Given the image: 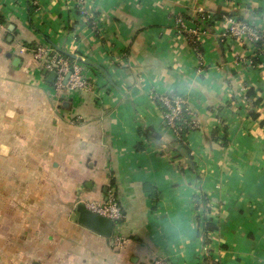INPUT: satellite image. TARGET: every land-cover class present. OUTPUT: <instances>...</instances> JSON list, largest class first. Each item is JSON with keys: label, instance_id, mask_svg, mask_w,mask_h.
<instances>
[{"label": "crops", "instance_id": "obj_1", "mask_svg": "<svg viewBox=\"0 0 264 264\" xmlns=\"http://www.w3.org/2000/svg\"><path fill=\"white\" fill-rule=\"evenodd\" d=\"M86 7L0 0V264H264V45L226 36L219 16L264 36V0ZM40 46L70 55L91 87L59 93ZM169 92L197 122L184 144L154 99ZM110 193L125 220L105 237L75 211ZM201 194L218 226L206 247Z\"/></svg>", "mask_w": 264, "mask_h": 264}, {"label": "built area", "instance_id": "obj_2", "mask_svg": "<svg viewBox=\"0 0 264 264\" xmlns=\"http://www.w3.org/2000/svg\"><path fill=\"white\" fill-rule=\"evenodd\" d=\"M76 7L81 15L84 17H88L89 10L86 7V0H74ZM227 23V33L226 36L234 37L240 41H247L248 43H257L260 38V32L254 29L249 23L239 20L235 17L226 16L225 17ZM178 31L184 32V28H186L185 20L182 17L177 18ZM4 28L2 24H0V31ZM185 33V32H184ZM195 36V35H192ZM24 50H26L24 48ZM35 57L38 60H45V66L48 71L57 72V78L54 83L56 90L61 93L64 89L78 90V89H89L91 87L90 81H88L83 73L82 66L80 65H72L66 58H64L59 53H51L50 57L47 56L50 54V51L40 46L35 51ZM71 70L72 74L67 84L64 83L67 73ZM160 99L164 102L165 105L168 106L169 112L166 113V119L168 120V126L172 129L173 133L176 136H180L182 131V127L177 125V122L182 119V106L186 102L183 96H176L174 100L169 98L166 95H162ZM197 127V122H192V128ZM85 207L92 212L108 217L112 219L115 223L123 220L125 218V213L120 205L116 195L114 193H110L109 198L106 202H98V201H85L83 203ZM127 239L118 234L114 240V243L117 247L122 248ZM150 264H168L163 258H158L154 260Z\"/></svg>", "mask_w": 264, "mask_h": 264}, {"label": "trees", "instance_id": "obj_3", "mask_svg": "<svg viewBox=\"0 0 264 264\" xmlns=\"http://www.w3.org/2000/svg\"><path fill=\"white\" fill-rule=\"evenodd\" d=\"M234 15H236V14L234 13V14H231L229 16L234 17ZM219 16H220L221 19L226 17V16H222L221 14ZM240 20H243V19H240ZM5 22H6V19L3 16L0 15V24L3 25V24H5ZM260 35H261L260 40L257 43H255V47H256V51L257 52L264 45V36L261 33H260ZM191 39L193 40V37H191ZM37 48L38 47L33 48L34 51ZM51 53H53V52H51ZM51 53L47 56V58L50 57ZM62 56L64 58H66L68 61H70V60L72 61V59H73L70 55H67V54H62ZM256 63H257V60L255 61V64ZM252 94H253L252 91H250L248 95H252ZM162 95H166L169 98H171L172 100H174L176 98V96H182V95H179V94H176V93H173V92H169V93H166V94H160V95L158 94V95H156L154 97L156 103L162 108L164 116H166V113L169 112V109H168V106L165 105L164 102L160 99V97ZM182 109H183L182 110V119L177 122V125L182 127V131H181L180 136H179V141L184 144L185 141H187L188 134H190L191 130L193 129L192 128V122L195 120V118L193 117V114L190 112L189 108L187 107L186 102L183 104ZM254 117H257V114H254ZM165 122L168 125V120L166 119V117H165ZM218 132H219V130L217 129L216 133H218ZM140 134L142 136H146L149 141H157L159 139V136L157 134H155L153 132L151 133V132H149V130L144 129L142 127L140 128ZM223 140H224V144L227 145V141H228L227 132L224 135ZM137 147H138V150L142 151L145 148V144L144 143H139L137 145ZM185 152L189 156H192L187 147H185ZM196 200L198 201V207H203V209H204L203 217L199 218L200 224H201V229H200L199 234L202 237L203 243H204V245L206 247V246H208L209 244L212 243L211 235L218 230V226L213 223L212 219L209 218V212H211L212 210H211V207L208 205V201H207L206 196L201 194L200 196H197ZM120 205L122 206L121 203H120ZM122 209L124 211L123 206H122ZM124 213H125V211H124ZM124 220L125 219L117 222L116 225H120L121 226L122 223L124 222Z\"/></svg>", "mask_w": 264, "mask_h": 264}, {"label": "water", "instance_id": "obj_4", "mask_svg": "<svg viewBox=\"0 0 264 264\" xmlns=\"http://www.w3.org/2000/svg\"><path fill=\"white\" fill-rule=\"evenodd\" d=\"M72 71L73 70L67 73L64 81L65 84L68 83ZM45 73L49 74V82L54 84L57 78V72L48 71L46 69ZM75 213L78 217V222L80 224L105 237L113 236L116 223L112 219L92 212L91 210L87 209L84 204H81L78 208H76Z\"/></svg>", "mask_w": 264, "mask_h": 264}, {"label": "rangeland", "instance_id": "obj_5", "mask_svg": "<svg viewBox=\"0 0 264 264\" xmlns=\"http://www.w3.org/2000/svg\"><path fill=\"white\" fill-rule=\"evenodd\" d=\"M7 205L5 203V201H3L2 196L0 195V212L2 213V211L4 212L6 209Z\"/></svg>", "mask_w": 264, "mask_h": 264}]
</instances>
